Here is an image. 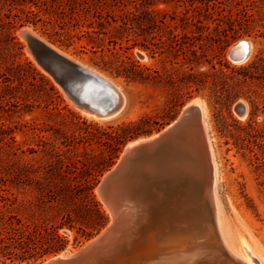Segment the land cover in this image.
Listing matches in <instances>:
<instances>
[{
    "label": "rangeland",
    "instance_id": "obj_1",
    "mask_svg": "<svg viewBox=\"0 0 264 264\" xmlns=\"http://www.w3.org/2000/svg\"><path fill=\"white\" fill-rule=\"evenodd\" d=\"M23 28L115 83L121 110L106 118L75 105ZM242 39L251 49L237 63L228 50ZM192 100L202 109L225 236L237 249L243 238L264 264V0H0V221L29 224L24 232L67 216L75 226L99 221L84 198L69 194L86 182L107 216L88 239L76 227L59 228L67 245L58 253L0 256V264H43L96 237L112 216L97 191L102 177L129 142L161 132Z\"/></svg>",
    "mask_w": 264,
    "mask_h": 264
},
{
    "label": "water",
    "instance_id": "obj_2",
    "mask_svg": "<svg viewBox=\"0 0 264 264\" xmlns=\"http://www.w3.org/2000/svg\"><path fill=\"white\" fill-rule=\"evenodd\" d=\"M21 36L25 41L31 40L37 44L38 50H40L39 55L36 56L37 60L41 65L47 67L49 73L53 75L55 80L66 91L75 105L91 104L93 108L99 110H110L113 107L111 103L112 92L107 82L101 76L72 62L65 56L51 49L42 40L36 38L29 32L23 31ZM246 42L247 41L244 39L238 40L237 43L229 48L228 56L232 61L242 59V57L247 55L248 50ZM239 47H242L241 50L236 52V49ZM198 110L196 104L184 107L169 129L159 132L156 138L141 142L125 150L122 158L119 159L118 168L120 166L129 165L130 163H134L135 167L138 168L148 162L147 160H149V158L160 161L163 159L166 160L163 154L166 152V149H169L171 146H176L174 157L176 159H181L183 152H185V146L193 140H198L201 145H206V137H204L203 133L204 129L201 127V125H203V118ZM235 110L238 113L243 112V105L241 102L235 105ZM108 172L109 174L106 177L103 176L100 181L103 188L106 183L110 181L115 169H110ZM172 177L173 175H163L149 180L151 183L153 182V184H151L152 186L150 189L141 193L140 198L148 201L151 210L138 212V214L135 215L130 212L128 215L126 212V215H124L122 219L124 221L122 222L123 226H118V222L115 221L110 226L107 225L96 237L89 240L87 244L69 257L49 259L43 264H152L158 259V256H160V253H158V255L155 254L159 246L150 245V243L147 244L139 235L141 229H146L150 226L153 228H162V230L164 229L166 232L174 228L175 234L172 237H174L175 239H173L177 242L179 240H182L185 244L189 242H202L208 235L204 234L205 237H202L203 240L196 241L197 238L194 237L197 235H189L190 237H188V231H186L184 224L177 221L178 216L182 214L184 206L179 204V194L176 193L178 192L176 191V186L173 184L172 192H168V190L163 188L166 185L165 183L173 181ZM154 184L157 186H154ZM191 207H194V205L191 204ZM188 208L191 209L190 207H187V209ZM169 210H174L173 212L176 218L174 219L175 226L167 229L165 220L169 218L170 214H173V212L168 214L167 211ZM209 218H211L213 223V215L208 217V225L213 232L214 230L209 222ZM124 227L127 228L126 231H128L130 235L132 234V238L130 239V236H127L121 239V241H117L118 243L113 248L106 252L105 255H102L103 253L100 252L104 251L107 247L108 237L112 235V233H115V239L124 237L122 234L125 230ZM211 236L213 237L212 234ZM192 238L194 239L192 240ZM198 239H201V237ZM222 248L224 247L222 246ZM148 250L153 253L148 252ZM223 254V259L219 260L214 257H208L207 254L204 253L195 260L193 264H242L241 261L236 262L228 252L225 251Z\"/></svg>",
    "mask_w": 264,
    "mask_h": 264
},
{
    "label": "bare ground",
    "instance_id": "obj_3",
    "mask_svg": "<svg viewBox=\"0 0 264 264\" xmlns=\"http://www.w3.org/2000/svg\"><path fill=\"white\" fill-rule=\"evenodd\" d=\"M23 31H27L36 38L40 39L28 28L21 29L20 33H22ZM27 41L29 43L30 49L32 50L36 58V56L39 55L40 53L37 44L31 40L30 41L27 40ZM246 41H247L246 46L248 50L247 55L245 57H242V59L234 60V62L237 63L243 62L248 57V54L251 49V42H249L248 40ZM43 42L51 49L65 56L72 62H75L76 64L97 73L107 82L108 87L112 92L111 103L113 104V107L110 110L95 109L93 108V106H91V104L78 105L79 107H81L82 109H84L85 111L91 114L98 115L99 117L103 116L106 118L115 115L118 111L121 110V107L124 105L123 101L125 99H123L124 96L121 94L122 93L120 92L121 90L118 89V86L115 85V83H113L109 78H107L99 71L90 69L79 63V61H76L73 58L69 57V55H66L59 49L55 48L54 45L52 46L50 45V43L48 44L45 41ZM241 48L242 47L236 49V52L240 51ZM41 66L44 67L46 72H49L47 67H45L44 65ZM51 76L53 75L51 74ZM64 92L66 93L65 90ZM198 102L199 100L198 101L192 100V102L189 105L196 104L198 106L199 113L202 115V109L200 108ZM244 111L245 109L243 107V112ZM172 123L166 126V128L163 129L162 131L169 129ZM201 127L204 129L203 125H201ZM203 133H204V137H206L204 131ZM158 135L159 133H154L152 136L148 138H142L133 142H129L126 145L125 149L123 150V153L121 154L119 159L122 158L125 150L141 142H145L150 139L156 138ZM175 147L176 146H171L169 149L165 148L166 152L162 154L164 157H166V160L163 159L162 161H160V160H153V158H149V160H147L148 162H146L145 164H143L141 167L138 168L135 167L134 163L132 164L130 163L129 165H125L122 167L120 166L118 168V162H119L118 160L115 166L111 168V170L115 169V172L110 178V181L106 183L104 188L101 186V184L97 188L98 194L100 195L103 202L106 204L107 208L112 214L111 221L108 224V226H110L115 221L118 222L119 224L118 226H123L122 222L124 221L122 219L123 216L126 215V212L128 215L129 212L135 215L138 214V212H146L151 210V206L148 203V201H145L144 199L140 198L142 192H145L147 191V189L151 188L152 186L151 184H153V182L151 183L149 180L151 179L153 180V178H158L163 175H167V176L173 175L172 177L173 181L169 183H165L166 185L163 188H165V190H168V192H172L173 184L176 186V191H178L176 193L179 194L178 196L179 204L184 206V209L182 210V214L178 216V220L177 219L176 220L184 224V226L186 227V231H188L187 233L188 237H190L189 235H195V234L200 236L205 234L208 235V237L199 243L189 242L185 244L184 242H182V240H179L178 242L174 240L175 238L172 237L175 234L174 228L171 229V231H167V232L164 231V229L162 230V228L161 229H159L158 227L153 228L151 226L150 227L148 226L149 228L146 229H141L139 232L140 238H142L147 244L150 243V245L152 244L154 246L156 245L159 246V249L155 251V254L158 255V253H160V256H158V259L154 261L152 264H193V262L197 260L200 256H202L204 253L207 254L208 257H214L215 259L221 260L224 257L223 252L225 251L228 252L229 255L233 257L236 262L241 261L242 264H256L254 261L256 259H253L254 250L251 251L250 246L246 243V241L243 238H241L240 240V245H239L240 248L237 249L233 246L232 243H230V241L225 236V232H224L225 225H223V220L219 215L220 212L218 213L217 211V206L214 199V190H215L214 184L216 179L214 178L215 167H213L214 164L213 158H211L210 156L212 153L210 154L209 152L210 146L207 144V142L206 145L204 144L201 145L198 142V140H193L191 143L189 142V144L185 146L184 148L185 152H183L181 159H176L174 157L175 149H176ZM199 157L202 158L200 163L198 162V159H200ZM108 174L109 172H107L104 175V177H106ZM189 176L192 177V181L190 182H189L190 179ZM196 184L200 185V187L198 186L197 188H201V190L199 191L200 193L201 192L202 193L201 195L199 194L200 195L199 197H201L200 200H203L201 205H203L204 209L200 207L198 208L196 205L197 203H200L199 202L200 200L197 198V194H196V188H195ZM154 186L157 185L154 184ZM132 191H134L133 194L130 193ZM134 194H136L138 199L136 197L134 200L133 198ZM191 204L194 205V207H191ZM187 207H190L191 209L189 208L187 209ZM173 211L169 210L167 212L168 214H170ZM211 215H213L215 224L220 230V233L224 240L223 246L225 249L222 248V245L217 243V240H215L214 237L211 236V231H210L211 229L208 225V217H210ZM175 216L176 215L173 212V214L169 215L168 219L166 218L167 220H165V223L167 229H170L175 226L174 224V219L176 218ZM124 229L125 230L122 233L124 237L115 239V233H112V235L108 237L107 239L108 244L104 250L105 252L104 251L100 252L103 253L102 255H105L106 252H108L111 248H113L118 243L117 241H121V239L127 236L128 237L130 236L129 237L130 239L132 238V234L130 235V233L126 231L127 228L124 227ZM148 252L153 253L150 250H148ZM70 255L60 254L50 259L66 258L69 257Z\"/></svg>",
    "mask_w": 264,
    "mask_h": 264
},
{
    "label": "trees",
    "instance_id": "obj_4",
    "mask_svg": "<svg viewBox=\"0 0 264 264\" xmlns=\"http://www.w3.org/2000/svg\"><path fill=\"white\" fill-rule=\"evenodd\" d=\"M98 24L100 26L103 25L101 21H99ZM91 188L89 182L84 183V185L76 184L69 190V194L84 198L87 205L93 207V211H95L97 217L100 219L99 221L78 220L79 225L75 226L73 223L74 220L67 216V220L57 225H44L41 229H36L33 232L32 230L29 231V224H23V222L21 223L19 220H16V223L19 224L17 227L11 222L10 226H7L0 221V256L10 261H24L31 258L37 260L45 255L58 253L64 250L67 245V240L58 233V229L63 226H67L70 229L76 227L77 232L81 236L86 239L90 238L94 232L104 226L107 221L106 214L100 209L98 202L91 196ZM24 226L29 229L27 232L22 230L25 228ZM77 239L78 238L75 237V241Z\"/></svg>",
    "mask_w": 264,
    "mask_h": 264
}]
</instances>
